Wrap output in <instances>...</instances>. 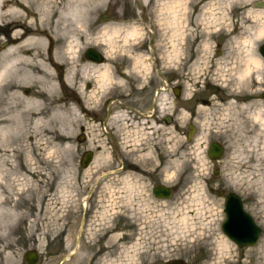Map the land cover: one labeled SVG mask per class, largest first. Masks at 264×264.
I'll list each match as a JSON object with an SVG mask.
<instances>
[{"label": "rangeland", "instance_id": "obj_1", "mask_svg": "<svg viewBox=\"0 0 264 264\" xmlns=\"http://www.w3.org/2000/svg\"><path fill=\"white\" fill-rule=\"evenodd\" d=\"M49 1L56 4L58 0H28L24 4L21 0H3L0 6V54L12 48L8 57L28 58L18 69L32 70L31 75H17L22 98L43 88L37 71L40 48L27 45V35H15L13 31L28 13L26 21L31 26L52 33L56 18L43 23L37 14ZM83 1H87L83 3L86 8L94 9L78 34L83 37L78 65L84 70L77 71L71 87L62 89V94L77 106L75 124L63 126L58 119L51 134L31 129L26 121L30 136L19 141L16 136L7 140L6 132H0L1 147L14 150L2 152L0 159V264H28L26 254L30 250L39 253L36 264H61L65 257L68 259L63 264H86L85 226L81 229L88 208L86 196H124L126 223L133 226L142 222L136 233L125 225L124 235H133L136 242L124 246L121 264H166L169 258L186 264H264V198L255 192L261 187L255 184V178L264 174V132L251 122L246 108L248 104L264 107V86L256 82L252 86L241 84L238 77L251 64L252 54L260 57L264 70L259 52L264 44V6H256L264 0ZM13 7L19 11H12ZM102 14H109V19L101 20ZM24 27L20 28L22 32ZM114 29L118 32L109 37ZM132 30L136 33L126 36ZM57 46L58 42L51 47L47 39L46 58ZM89 48H98L105 56L98 71L102 75L106 69L111 76L106 82L108 94L118 86L119 64L146 65L152 59L150 50L155 54L154 60L168 84L164 86L154 72L155 92L159 91L155 118L162 121L150 123V130H155L152 135H146L147 128L142 124L145 142L141 146L149 144V150L151 145L156 146L151 154L154 152L157 159L161 149L168 161L167 178L174 188L169 206L154 210L150 199L142 200L151 196L149 184L128 180L121 190L115 175L105 173L102 147L91 165L82 166L86 144L79 136L85 134L88 118L80 107V98L84 102L85 82L96 72L94 67L89 72V60L85 58ZM47 63L57 76L65 77L69 70L68 63L59 69L50 60ZM70 91L74 92L72 97ZM175 91L180 93L178 97ZM17 101L25 104L10 88L1 89L0 119H9L12 131V105ZM62 114L65 118L74 116L68 106L63 107ZM164 116H171L172 121H164ZM191 124L196 130L189 139ZM62 127H67L72 138L75 136V142L68 148L61 144L49 156L52 137H57ZM93 127L99 140L95 144H102L100 128ZM41 136L46 140L45 151L41 150ZM213 141L225 147L220 161L208 155ZM19 145L25 148L23 154ZM140 149L134 154L142 153L144 149ZM230 192L242 197L246 210L262 228L254 246L240 248L222 230L224 201ZM144 202L146 205H142ZM10 211L22 215L12 231L7 224ZM70 252L75 253L68 257Z\"/></svg>", "mask_w": 264, "mask_h": 264}, {"label": "flooded vegetation", "instance_id": "obj_2", "mask_svg": "<svg viewBox=\"0 0 264 264\" xmlns=\"http://www.w3.org/2000/svg\"><path fill=\"white\" fill-rule=\"evenodd\" d=\"M150 47L152 48L151 40ZM97 50L104 56L100 49L97 48ZM143 51L146 50L143 49ZM152 53L150 50L152 59L146 65L119 64L117 70L119 83L110 94H108V90H105L106 84L102 85L99 82L100 73L98 69H96L93 78L89 77L84 87L86 101L84 112L88 118V123L83 129L85 134H81L79 138L85 141L86 150L84 154L91 156L90 165L95 161L97 151L103 148L105 150L103 155V161L106 164L105 173L115 175L118 183H121V190L124 181L128 180L149 184L151 196H143L142 200L150 199L155 207L154 210H159L162 205H170L171 197L160 196L163 193L158 190V187L161 186L172 187L169 178H167L168 161L161 149L157 159L154 157V152L151 154L152 151L156 150V146L151 145L152 149L150 150L149 144L141 146L145 142L142 138L144 137L143 126L147 128L146 135H152L150 133H154L155 130H150L152 127L150 123L162 121L155 118L157 115L155 114V101L159 91L155 92L154 72H157L164 86L168 84L166 79H163L160 66L154 60L155 54ZM150 56H147V59H150ZM88 60L92 67L99 66V69L102 67L100 64L105 62V60L104 62ZM164 89L166 88H160V90ZM73 93L70 91L71 97ZM167 117L164 116L166 122H168ZM142 124L144 125L142 126ZM94 125L100 128V140L103 145L95 144L99 140L94 137V130L96 129L93 127ZM162 133L165 134V130ZM74 137L73 144L75 142ZM139 148L144 150L135 155L134 150ZM172 189L174 190L173 187ZM86 197L88 208L84 211L83 216L86 264H121L124 246H133L136 242L132 240L133 235H124L125 225L127 229H133V232L136 233L142 222L138 221L133 226L126 223L124 219L126 213L124 196ZM142 205H146V202ZM75 245L76 242L74 247ZM173 261L182 260L169 258L166 264H172Z\"/></svg>", "mask_w": 264, "mask_h": 264}, {"label": "bare ground", "instance_id": "obj_3", "mask_svg": "<svg viewBox=\"0 0 264 264\" xmlns=\"http://www.w3.org/2000/svg\"><path fill=\"white\" fill-rule=\"evenodd\" d=\"M2 1L0 0V6L2 5ZM23 4L28 0H21ZM96 0H93L95 2ZM87 1L83 0H58L52 4L53 1L45 2L43 7L39 8L37 12L38 17L41 19L43 23L46 19H51L53 17L56 18L55 24L56 28L52 31V33H48L46 29L36 28L30 25L28 19L29 14L27 16L22 17L25 19V22L22 20L21 25L17 26L13 33L15 35L23 34L27 35L25 37V43L27 45H37L40 48L39 55V65H38V78L43 83L42 89H37L34 94L30 97L22 98L20 95L21 88L18 86L20 84V79L17 76L19 72H23L26 76L32 74V70L30 68L18 69L20 63H23L28 58L21 56H11V49L9 48L6 51H3L0 54V91L4 88H10L12 94L16 95L17 99H24L25 104L22 105L20 101H17L15 105H12V110H15V128L12 131V122L10 124L9 119L6 117L0 119V132H6L7 140L13 138L11 136H16L17 140H22L24 136H30L28 134L26 128V121H29L32 126L31 129H36L38 131L43 130L48 133H55L56 126L58 125V119L63 126L69 125L73 127L75 124V112L77 111V106L73 103L71 104L70 99L64 96L62 93V89L66 86L69 87L74 84V75L77 74V71L84 70V67L80 68L78 65V52L80 50L81 45V36L78 34L83 32L84 26L82 25L84 21H88L89 16L93 12V7L87 8L84 6ZM12 11L18 12L19 9L13 7ZM20 17V16H19ZM188 18V16H187ZM0 22H3L1 10H0ZM25 24V30L22 32L20 30L21 26ZM118 30L114 29L113 33H110L109 37H112L113 34L117 33ZM136 33V30L129 31L126 36H132ZM68 38L71 40L68 41ZM50 40L51 47L54 46L55 43L58 42V46L55 50H52L50 53V58H46L44 55L46 41ZM14 40V39H13ZM249 49H252V46L249 44ZM264 58V57H263ZM251 64L239 72V83L247 84V86H252L255 82L258 83L260 87L264 86V70L262 69L263 62L260 57L252 56L249 58ZM50 60L52 66L57 69L63 67V63L69 64V70H67V74L65 77L58 76L52 72V68L49 67L47 61ZM77 67L79 69H77ZM90 70L92 66L89 65ZM88 67V68H89ZM95 69H99V66H94ZM100 70V69H99ZM51 76L49 75V72ZM100 83L105 85L108 79H111V76L105 72L99 74ZM74 87V85H73ZM85 97V95H84ZM68 100V101H66ZM67 102V103H66ZM86 101H81L80 98V107L85 108ZM68 106L71 110V113H74V116L70 114L69 117L65 118L62 114L63 107ZM249 119L251 122L258 126L264 132V107L259 106L253 108L251 104L246 106ZM8 110V109H7ZM10 110V109H9ZM13 113V112H12ZM6 120V121H5ZM24 128L26 130H24ZM63 128V127H62ZM64 127L63 131H61L57 137H52V149L47 153L51 156L54 153L56 147H59L61 144L66 148L72 147L73 138L71 137L69 131ZM12 131L10 134L9 132ZM59 132V131H58ZM32 136V135H31ZM38 137V135H36ZM43 136L39 138L41 150L45 151L46 146ZM4 151L12 152L13 149H8L6 147H1L0 145V159L1 153ZM19 151L21 154L25 152V148L23 145H19ZM172 164L175 165V160L172 161ZM258 175H255L257 177ZM255 184L258 183L261 187L257 188L255 192L260 196V198H264V174H260L259 177L255 178ZM8 218V229L12 231L18 220L22 218V215L16 214L14 211H10L7 215Z\"/></svg>", "mask_w": 264, "mask_h": 264}, {"label": "water", "instance_id": "obj_4", "mask_svg": "<svg viewBox=\"0 0 264 264\" xmlns=\"http://www.w3.org/2000/svg\"><path fill=\"white\" fill-rule=\"evenodd\" d=\"M256 6L263 7L264 1L257 2ZM101 19L106 21L109 19V14H102ZM260 54L264 57V44L259 48ZM85 58L93 59L97 62H104L105 56H103L98 50L94 48H89L85 53ZM28 92V90H26ZM176 96H179L180 93L175 91ZM264 98V93L262 94ZM168 122H171V117H167ZM190 131L188 138L192 139V136L195 132V126L190 125ZM225 147L223 144L213 141L210 144L208 150V155L210 159L214 161H219L223 159L225 155ZM91 156L89 154H84L82 158V166H89ZM215 173H218V170H215ZM158 190L163 194L160 196L170 197L173 194V189L169 186L158 187ZM224 212L226 218L222 224L223 232L229 237L233 242L237 244L240 248L251 247L257 244L262 233V229L259 224L256 222L254 217L246 210L245 205L241 196L235 192H230L225 197L224 203ZM84 227V219L82 222L81 229ZM80 237V236H79ZM74 252H71L68 257H71ZM39 260V253L37 250H30L26 254V261L28 264H36ZM67 260V257L63 259L62 262ZM172 264H185L182 261H173Z\"/></svg>", "mask_w": 264, "mask_h": 264}]
</instances>
